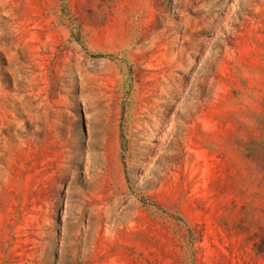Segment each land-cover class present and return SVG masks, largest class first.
Instances as JSON below:
<instances>
[{
    "label": "rangeland",
    "instance_id": "374dc122",
    "mask_svg": "<svg viewBox=\"0 0 264 264\" xmlns=\"http://www.w3.org/2000/svg\"><path fill=\"white\" fill-rule=\"evenodd\" d=\"M0 264H264V0H0Z\"/></svg>",
    "mask_w": 264,
    "mask_h": 264
}]
</instances>
